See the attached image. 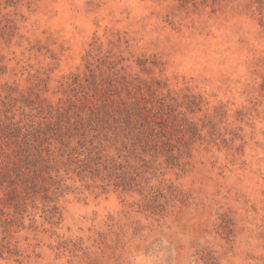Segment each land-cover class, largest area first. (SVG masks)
Here are the masks:
<instances>
[{
    "label": "rangeland",
    "instance_id": "obj_1",
    "mask_svg": "<svg viewBox=\"0 0 264 264\" xmlns=\"http://www.w3.org/2000/svg\"><path fill=\"white\" fill-rule=\"evenodd\" d=\"M88 61L152 81L172 112L197 98L208 140L70 135L111 103L84 98ZM0 94L51 124L22 179L0 135V264H264V0H0Z\"/></svg>",
    "mask_w": 264,
    "mask_h": 264
},
{
    "label": "trees",
    "instance_id": "obj_2",
    "mask_svg": "<svg viewBox=\"0 0 264 264\" xmlns=\"http://www.w3.org/2000/svg\"><path fill=\"white\" fill-rule=\"evenodd\" d=\"M108 64L110 65L109 69H113V73L98 76L95 74V70L91 69L92 63L88 61L87 69L91 74H94L89 77L90 80H87L89 85L81 86V88H83L84 98L97 97L107 101L111 100V103L101 104L97 107V114L89 115V119L81 116L76 120V123L70 122L75 129L67 128L70 135H73V132L85 133L89 129L97 131L93 128L96 127L95 120H97L107 127H113L114 136L125 145L130 143L132 147H139L145 152L152 151L160 154L163 150L168 151L166 148L168 141L173 140L170 134L175 136L176 132H180L182 135L190 134L191 139L208 140L202 134L206 123L203 122V126H200L189 117V114L201 111V103L197 102V98H194V102L187 103L190 106L187 105L186 112L176 113V110L172 112L170 110L175 109V104L179 107L182 106L171 93L164 94L160 89L154 87L152 81L143 80L139 76L128 74L125 71L121 73L114 66V62ZM156 83L159 82L156 81ZM124 91L126 95H130L129 99L121 97V93ZM116 98H120V102L116 101ZM139 100H142L143 103ZM5 105L6 102L2 100L0 94V117L2 114L6 115L4 119L0 118V135L4 136V139L13 141L15 147L12 153L13 158L11 157L10 160L15 173L22 179V169L27 164L35 163L34 153L45 140L44 131L48 130L46 128H50L51 124L44 128L34 118H30L27 122L21 119L16 120L15 117L9 116L10 112L3 110L2 107ZM82 106L85 107V103ZM218 110H222L221 107ZM207 123V125H213L210 136L214 137L217 135L216 124L211 117L207 119ZM86 138L83 137V139ZM223 141L226 142V139ZM229 141L233 143L234 139L227 140V142ZM177 148L180 149V147Z\"/></svg>",
    "mask_w": 264,
    "mask_h": 264
}]
</instances>
